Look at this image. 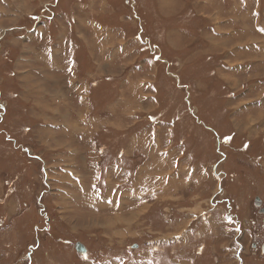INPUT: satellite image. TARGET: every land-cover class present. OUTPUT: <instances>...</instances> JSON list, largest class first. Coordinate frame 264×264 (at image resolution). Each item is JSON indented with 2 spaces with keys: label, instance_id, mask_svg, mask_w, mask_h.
<instances>
[{
  "label": "rangeland",
  "instance_id": "rangeland-1",
  "mask_svg": "<svg viewBox=\"0 0 264 264\" xmlns=\"http://www.w3.org/2000/svg\"><path fill=\"white\" fill-rule=\"evenodd\" d=\"M263 208L264 0H0V264H264Z\"/></svg>",
  "mask_w": 264,
  "mask_h": 264
},
{
  "label": "crops",
  "instance_id": "crops-1",
  "mask_svg": "<svg viewBox=\"0 0 264 264\" xmlns=\"http://www.w3.org/2000/svg\"><path fill=\"white\" fill-rule=\"evenodd\" d=\"M72 95H70V96H68L67 98H66V100L67 99H69L70 97H71ZM77 100V97H73L72 96V98H71V100H73V101H76ZM75 111H77L78 110V108H76V107H74L73 108ZM72 109V110H73ZM81 119V118H80ZM89 122V123H88ZM83 123H88L87 124V127L89 128V132L87 133L88 134V137L89 136H92V131H90L91 129H93V125H95L92 121L90 122V121H86V120H82L81 119V124H83ZM79 126L77 125V124H75V123H72L71 124V126L70 127H67V126H65V127H62L61 129H59V130H61V131H63V133H65V136L67 137V138H70L72 141H73V144L75 143V144H82L83 142H84V136H83V138H82V136L79 134L80 132H81V130H78L77 132H76V130H77V128H78ZM63 128H71L70 130H68V129H64V130H62ZM93 137V136H92ZM91 137V138H92ZM95 138V137H94ZM133 137H131L130 139H132ZM93 140V139H92ZM133 140V139H132ZM95 141H96V139H94L93 140V142L95 143ZM80 142H82V143H80ZM55 144H56V141L54 142ZM61 143V142H60ZM136 144H135V146H136V149L139 151V153H140V151L142 150V151H144V146L143 145H141L140 143V145L137 143V142H135ZM54 144V145H55ZM69 144H72V143H69ZM72 144V145H73ZM59 146H63L62 145V143L61 144H58ZM68 145V144H67ZM56 146V145H55ZM70 149H72V147L70 148ZM76 149H77V147H76ZM137 151V152H138ZM69 152V151H68ZM78 155V154H77ZM75 156V155H74ZM77 157V156H76ZM84 168L86 167V166H83ZM75 168V167H74ZM71 169H73V168H71ZM74 170V169H73ZM74 172L77 174V173H79V174H81L80 173V171H78V170H74Z\"/></svg>",
  "mask_w": 264,
  "mask_h": 264
},
{
  "label": "water",
  "instance_id": "water-1",
  "mask_svg": "<svg viewBox=\"0 0 264 264\" xmlns=\"http://www.w3.org/2000/svg\"><path fill=\"white\" fill-rule=\"evenodd\" d=\"M262 203V200L257 197V199L255 200V204H261ZM261 213L264 214V208L261 210ZM138 246H135V248H137ZM76 250L81 253V254H86L88 252L86 246L80 242H77L76 243Z\"/></svg>",
  "mask_w": 264,
  "mask_h": 264
},
{
  "label": "bare ground",
  "instance_id": "bare-ground-1",
  "mask_svg": "<svg viewBox=\"0 0 264 264\" xmlns=\"http://www.w3.org/2000/svg\"><path fill=\"white\" fill-rule=\"evenodd\" d=\"M82 180H83V178H82ZM103 204V203H102Z\"/></svg>",
  "mask_w": 264,
  "mask_h": 264
}]
</instances>
